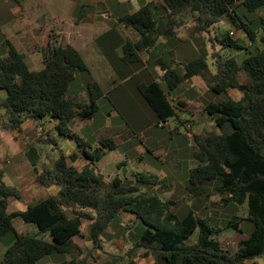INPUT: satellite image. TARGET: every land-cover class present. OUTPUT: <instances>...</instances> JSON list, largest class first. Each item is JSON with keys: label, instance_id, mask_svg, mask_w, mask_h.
Here are the masks:
<instances>
[{"label": "trees", "instance_id": "trees-1", "mask_svg": "<svg viewBox=\"0 0 264 264\" xmlns=\"http://www.w3.org/2000/svg\"><path fill=\"white\" fill-rule=\"evenodd\" d=\"M240 7L248 13L261 10L257 15L261 30L258 39L256 30L250 26L252 21L237 14ZM224 17L232 18L231 24L240 25L254 43V51L246 53V46L228 34L221 37L214 34L213 40L221 49H244V55H226L215 49L212 52L215 73L208 69L204 50L183 64L182 73L161 60L158 62L163 70L161 79L168 92L156 80L139 84L137 91L155 113L158 124L178 117L180 104L171 103L167 95L190 77L200 76L216 94L239 92L238 100L228 96L224 101L205 104L204 110L219 132L191 134L197 165L188 171L186 190L192 198L206 204L214 193L225 205L246 203V216L234 215L222 228L211 225L208 218L198 217L193 210L178 217L173 208L175 201L163 200L156 191L144 187L161 183L152 174L133 173V183L116 176L106 184L97 172V162L116 148L114 140L102 138L93 147L70 126L75 119L92 118L98 109V99L104 95L96 81L87 83L88 102L67 94L77 72L89 74L81 54L71 45L61 46L51 41L43 53V68L33 71L26 65L24 55L6 39V53L0 56V90L6 93L0 101V133L21 132L27 120L39 125L49 117L56 121L55 134L39 142L56 145L60 141H72L77 153L70 154V159L74 161L80 155L87 163L78 169L64 154H59L39 169L36 148L26 149L25 157L37 183L45 188L57 186L58 191L22 210H8V199L18 198L19 193L0 177V240L9 231L14 237L2 254L1 264H39L53 252L69 253L67 243L74 237H83L84 220L88 221L86 237L90 247H100L103 232L121 211L133 214L140 221L134 235L135 246L143 248L144 255L152 256L155 261L242 264L264 255V0H160L145 4L120 19L137 35L136 41L123 45L122 58L125 62L138 61L137 52L154 46L161 37H177L183 26L187 27L185 39L194 40L197 34L209 36ZM188 21L192 22L189 26ZM64 208H70L72 215H67ZM16 217L33 224L36 231L18 232L13 223ZM244 220L253 226L249 235L240 239L233 251L224 249L219 240L221 233L229 228L241 231L239 224ZM196 229V241L187 244L186 240ZM90 247L86 255L56 264H89ZM130 264L136 263L131 260Z\"/></svg>", "mask_w": 264, "mask_h": 264}, {"label": "rangeland", "instance_id": "rangeland-1", "mask_svg": "<svg viewBox=\"0 0 264 264\" xmlns=\"http://www.w3.org/2000/svg\"><path fill=\"white\" fill-rule=\"evenodd\" d=\"M22 3L21 0H0V56L6 53L7 48L4 42L6 39L10 40L13 26L16 20L20 19L21 11H19V7L23 5ZM17 9L18 11H16ZM236 10L237 14L243 20L252 21L250 26L256 30L258 39L261 30L259 28L257 15L260 14L261 10H258L256 13H248L242 7ZM230 19L232 18L224 17L221 23L214 29L211 35L209 34V36L197 34L194 40H192L198 47L197 53L194 56H190L188 59H193V57L196 56L198 57L200 51L204 50L208 69L211 73H215L216 67L214 59L212 58V52L215 49H220V52L226 55L233 54L237 57H242L244 55V49H221L220 44L215 43V40H213L214 34H218L219 37L228 34L233 40L239 41L246 46V53L254 51V43L249 40L240 25L233 22L231 24ZM191 23L192 22L188 21V26L191 25ZM186 28L187 27L183 26L178 34L186 36ZM230 32H232V34H230ZM192 45L189 43V45L186 46H191L192 48ZM169 46L170 45H167V47ZM178 48L180 50L179 45ZM160 49L162 48L158 47L156 51ZM164 59L168 60V57L166 56ZM172 67L179 73L184 71L183 67L177 63H173ZM149 75H151V78ZM144 77L157 80L160 82L162 88L166 90V93L168 92L165 82L159 78L158 67H152L147 76H144V73H142L136 77L125 76L118 78L117 87L112 90V92H106L110 84H104L102 81L103 87L101 88L104 91V95L97 101L98 109L96 113L92 118L86 119L85 121L75 119L70 125L73 131L93 147L99 144L100 139L110 137L117 125L129 128L134 134L123 142L118 139L119 142H116L118 145L117 149L107 152L100 160L98 173L101 175L103 181L107 184L111 179L117 176L121 179H125L127 183H133L135 181L133 173L152 174L157 176V178L161 180V183L149 186L145 185L144 187L156 191L163 200L175 201V206H173V208L178 217H183L188 210H193L198 217L208 218L211 225L222 228L234 215L244 216L246 213V206H240L235 203H228L223 206L216 195H211L207 204L194 198L186 199L184 197L188 184V170L195 165L196 162L193 158L194 145L189 138L191 134H193L191 133L193 126L188 120L185 122L183 120L184 124H177V121L173 117L169 118L164 126H159L155 113L143 100L134 86L138 80L146 81L143 80ZM90 81H94V79L88 73L77 72L74 81L68 88L67 94L76 96L81 102H88L89 94L86 86ZM180 92H187L186 85H180L176 89L171 90L170 95L173 97ZM188 92L195 94L196 91L194 88H191ZM233 93H235V91H233ZM5 95V91L0 90V101ZM208 97L215 101H224L227 99L228 95L224 92L216 94L209 90L205 95L200 96V99L202 102L206 103ZM27 121L28 125L26 126L24 124ZM27 121L23 124L25 128L22 129L21 132H1L3 137L0 138V177L19 193L18 198L10 197L8 199L9 211L25 209L27 205L33 204L47 196L55 195L58 191L57 186L45 188L37 183L36 175L31 165H29L30 163H26L23 157L26 149L29 147H35L39 154V169L43 164H49V162L59 154H64L67 161L75 165L78 169H81L87 163V160L80 155L74 161L70 159V154L75 151L77 152V147H75L76 145L72 141L70 142L74 144L73 151L71 147H69L71 145H68L69 143L67 140L60 141L56 145L53 143L39 142V139L43 138V140H49V136L55 134L52 121H44L39 125L32 123L31 120ZM152 123L153 125L149 126ZM176 124L178 129L173 131V135L170 137L167 132L168 127L174 128ZM186 124L190 125L189 129H186ZM197 130H199L198 126H195L193 131L196 132ZM175 153H177L175 156L177 159L176 161L172 159L171 163L170 158L165 159L167 154L175 155ZM141 157H143L142 160H140ZM64 210L67 215H72L70 208H64ZM13 223L18 232L25 233L27 231L36 230L33 224L26 223L19 217L14 218ZM87 225L88 221L84 220L81 228L83 233H86ZM140 225V221L136 220L133 214L121 211L119 216L114 218L103 232L100 238V247H90L91 253L88 257V263L130 264V261L133 260L136 264H165L164 261H155L152 256L144 255L145 250L135 246L134 235ZM242 228L243 232L248 234L251 232L253 226L250 222L243 221ZM234 233L235 230L229 228L224 229L220 235L221 245L226 247L228 251H233L235 249V243L237 245V237H234V239L231 237V234ZM197 235L198 229L186 240V243L193 244L196 241ZM13 238V233L11 231L4 234L0 240V250L7 247L13 241ZM87 241V237L83 239L74 237L71 241L73 244L81 245L79 248L82 253L78 252V249L72 247V243L69 241L67 243L69 253L53 252L42 259L50 264H56L72 257L86 255L87 247L85 243ZM87 244H90V242Z\"/></svg>", "mask_w": 264, "mask_h": 264}, {"label": "crops", "instance_id": "crops-1", "mask_svg": "<svg viewBox=\"0 0 264 264\" xmlns=\"http://www.w3.org/2000/svg\"><path fill=\"white\" fill-rule=\"evenodd\" d=\"M159 1L160 0H21V2H23V5L19 7L21 16L19 20H16L10 40H8L17 51L24 55L26 65L33 71L43 68V53L46 46L51 41L61 46L71 45L81 54L88 66L89 75L94 81L98 82L101 87H103L102 81L104 84H110L106 92H112V90L117 87L118 78L125 76L136 77L142 73H144V76H147L152 67H158L159 78L161 79L163 70L158 65V62L161 60L170 67H172L173 63H177L183 67V64L197 57L188 59L190 56H194L197 53L198 47L191 39H185V36L178 34L177 37L172 38L161 37L154 46L142 52H137L139 57L138 61L125 62L123 60V45L128 41L131 43L136 41L137 35L132 28L120 22V19L126 15L135 13L145 4ZM16 11H18V9ZM189 43L190 45L193 44L192 48L191 46H186L189 45ZM167 45L170 46L167 47ZM178 45L180 46V50ZM158 47L162 49L156 51ZM166 56L169 61L164 59ZM149 76L151 78V75ZM143 80L146 81H136L134 85L136 91L139 84L152 81V79H147L146 77H144ZM180 85H186L187 92H180L173 97L170 93L167 95L171 103L173 100H176L177 103L180 104V108L177 112L178 117L175 118L177 124H184V122L188 120L189 123H192L193 127L191 133L193 134H217L219 129L213 123L210 115L204 110L206 103L211 101L214 102L215 100L208 97L205 103L200 99V96L205 95L207 91H209L202 78L200 76H193L180 83L179 86ZM191 88L195 89V94L188 92ZM164 91L166 92V90ZM233 91H235V93H233ZM227 95L234 100H238L240 97L237 90H230ZM44 121H52L53 125L56 122L49 117H45L43 119V122ZM177 124L174 128L168 127L167 132L170 137L173 135L172 132L178 129ZM24 125L27 126L28 121ZM152 125L153 123L149 126ZM195 126H198L199 129L196 132L193 131ZM24 128L23 126L22 129ZM132 134V131L125 126H115V130L110 136L116 144V148L112 151L117 149L118 145L116 142H119V140L121 142L128 140V138L134 135ZM1 137H3V134L0 133V138ZM68 143V145H71L69 147H71L73 151V145L75 143L73 144L70 141H68ZM72 153L74 154L77 152L75 151ZM176 155L177 153H175V155L167 154L165 159L170 158L172 163V159H175V161L177 160L175 158ZM23 157L25 158V162L28 163L25 155ZM142 159L143 157L140 158V160ZM100 160L97 162V172ZM196 165L197 161L191 168ZM185 191L186 194L184 197L186 199L192 198L187 190ZM212 195L218 196L215 193ZM218 198L219 201H221L220 196H218ZM222 205L225 206L223 202ZM240 206H246L247 212L246 203ZM245 216L246 213L243 217ZM242 222L239 224L241 231L234 229L235 233L231 234L232 239L237 237V242L242 238H246L249 234L243 232ZM35 231L31 230L27 232L28 234H32ZM27 232L25 233L27 234ZM82 234V239L86 238V233L82 232ZM87 243L89 242L87 241L85 246L90 247V244ZM74 245L78 247L81 246L77 244ZM222 247L226 249L223 245ZM235 247L236 243L234 248ZM5 249L6 247L0 250V264ZM39 264L50 263L41 259ZM242 264H264V255L246 260Z\"/></svg>", "mask_w": 264, "mask_h": 264}, {"label": "built area", "instance_id": "built-area-1", "mask_svg": "<svg viewBox=\"0 0 264 264\" xmlns=\"http://www.w3.org/2000/svg\"><path fill=\"white\" fill-rule=\"evenodd\" d=\"M230 34H232V32H230ZM172 102L176 104V100H173ZM165 124L166 123L160 122L159 123V126H164ZM185 127H186V129H189L190 128V125L189 124H186Z\"/></svg>", "mask_w": 264, "mask_h": 264}]
</instances>
